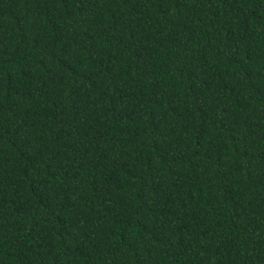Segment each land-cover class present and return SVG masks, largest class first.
Listing matches in <instances>:
<instances>
[{"label":"trees","instance_id":"16d2710c","mask_svg":"<svg viewBox=\"0 0 264 264\" xmlns=\"http://www.w3.org/2000/svg\"><path fill=\"white\" fill-rule=\"evenodd\" d=\"M0 264H264V0H0Z\"/></svg>","mask_w":264,"mask_h":264}]
</instances>
